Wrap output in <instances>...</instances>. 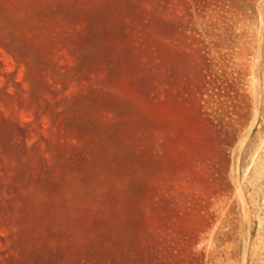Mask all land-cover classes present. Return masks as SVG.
Returning <instances> with one entry per match:
<instances>
[{
    "label": "rangeland",
    "instance_id": "374dc122",
    "mask_svg": "<svg viewBox=\"0 0 264 264\" xmlns=\"http://www.w3.org/2000/svg\"><path fill=\"white\" fill-rule=\"evenodd\" d=\"M0 264H264V0H0Z\"/></svg>",
    "mask_w": 264,
    "mask_h": 264
}]
</instances>
